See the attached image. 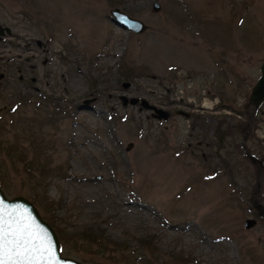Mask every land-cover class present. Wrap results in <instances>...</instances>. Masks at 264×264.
<instances>
[{"label":"rangeland","instance_id":"obj_1","mask_svg":"<svg viewBox=\"0 0 264 264\" xmlns=\"http://www.w3.org/2000/svg\"><path fill=\"white\" fill-rule=\"evenodd\" d=\"M0 31V188L63 257L264 264V0H0Z\"/></svg>","mask_w":264,"mask_h":264},{"label":"water","instance_id":"obj_2","mask_svg":"<svg viewBox=\"0 0 264 264\" xmlns=\"http://www.w3.org/2000/svg\"><path fill=\"white\" fill-rule=\"evenodd\" d=\"M152 5L154 12L160 11L161 5L158 2L154 1ZM109 13L112 22L135 34L144 33L150 28L143 21L130 17L121 8L110 9ZM6 32L10 33V30L6 28ZM3 34L0 31V35ZM262 62L259 66L261 75L252 87L249 98V103L256 109L264 102V59ZM128 86L124 83V87ZM122 100L133 105L140 101L136 98L127 99L125 96ZM148 102L142 99L139 103L143 108L153 111L154 117L166 121L169 117L168 110L157 108ZM183 115L188 117L187 114ZM133 145L130 143L125 150H130ZM39 212L30 200L22 196L8 198L0 188V226L7 237L2 257L3 264H82L81 261L62 256L56 231ZM255 223L253 219H246L244 227L249 229ZM11 241L19 242L20 246L17 248L14 243H10ZM17 251L21 253L20 256L15 255Z\"/></svg>","mask_w":264,"mask_h":264},{"label":"snow or ice","instance_id":"obj_3","mask_svg":"<svg viewBox=\"0 0 264 264\" xmlns=\"http://www.w3.org/2000/svg\"><path fill=\"white\" fill-rule=\"evenodd\" d=\"M7 240V237L6 235L3 233V228L2 226H0V264H3V260H2V257H3V254L5 253V241ZM10 243H14L16 245V247L18 248L20 245H19V242L17 241H11ZM16 256H20L21 253L20 252H16L15 253Z\"/></svg>","mask_w":264,"mask_h":264},{"label":"flooded vegetation","instance_id":"obj_4","mask_svg":"<svg viewBox=\"0 0 264 264\" xmlns=\"http://www.w3.org/2000/svg\"><path fill=\"white\" fill-rule=\"evenodd\" d=\"M7 33V32H6ZM2 36V35H1ZM169 114V113H168ZM181 115V114H180ZM170 116V115H169ZM153 118H155L154 116H153ZM169 118V117H168ZM156 119V118H155ZM157 120V119H156ZM216 151L215 152H213L216 156H218V154H219V148H218V146H217V143H216ZM255 162H258L257 160H255V159H253ZM261 161H259V163H260ZM261 165H262V163H261ZM264 165V164H263ZM263 168H264V166H262ZM257 204H258V202H256ZM259 205V208H260V206H261V204L259 203L258 204ZM261 212H259V218H261V219H264V206H261ZM253 220H255V219H253ZM256 222H257V220H255ZM256 224V223H255ZM254 224V225H255Z\"/></svg>","mask_w":264,"mask_h":264},{"label":"built area","instance_id":"obj_5","mask_svg":"<svg viewBox=\"0 0 264 264\" xmlns=\"http://www.w3.org/2000/svg\"><path fill=\"white\" fill-rule=\"evenodd\" d=\"M205 106H207V107H210V108H214V107H212V104L210 103V104H207V105H205Z\"/></svg>","mask_w":264,"mask_h":264},{"label":"trees","instance_id":"obj_6","mask_svg":"<svg viewBox=\"0 0 264 264\" xmlns=\"http://www.w3.org/2000/svg\"><path fill=\"white\" fill-rule=\"evenodd\" d=\"M222 136H220V138H221ZM223 138H221V140H222ZM219 142V141H218ZM218 142H217V145H218V148H219V144H218Z\"/></svg>","mask_w":264,"mask_h":264}]
</instances>
